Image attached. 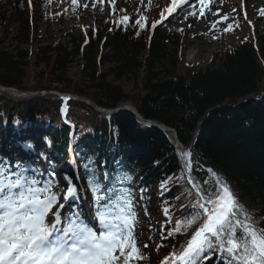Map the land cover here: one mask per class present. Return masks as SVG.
<instances>
[{
  "label": "trees",
  "instance_id": "1",
  "mask_svg": "<svg viewBox=\"0 0 264 264\" xmlns=\"http://www.w3.org/2000/svg\"><path fill=\"white\" fill-rule=\"evenodd\" d=\"M27 3V0H0L1 26L7 28L6 31L10 24L18 27L16 35L12 36L17 43L15 49H0L2 85L34 91H72L107 108L132 101L146 119L174 128L185 145L192 141L198 124L208 110L259 96L264 90L263 22L257 28L256 41L252 37L246 38L198 67L186 64L179 57L183 42L178 31L161 26L150 39L146 30L134 23L132 16L118 25L106 21L105 26L98 27L96 31L86 28L89 36L86 38L83 32L78 37H72L70 46L58 41L41 45L37 41L39 29L34 33L32 13L25 8ZM4 38L11 39L8 33L4 34ZM35 41V49L25 48ZM73 63L80 66L81 76L86 79L83 88L66 74ZM106 64L110 67L103 71ZM31 67L34 83L29 88L25 78ZM48 74L52 76L49 78ZM124 79L133 81L138 91L136 95L125 94L118 84ZM47 82L54 83L56 88L47 85ZM53 98L54 95L34 96L14 102L0 97V112L16 120L31 115L55 117L59 103ZM75 105L93 111L86 104ZM114 119L119 123L122 143L130 145L132 150L129 152H134L127 159L130 166L142 172L144 181L149 184L160 183L168 177L171 180V195L175 199L179 197L176 201H183L181 205L187 207L185 211H179L178 206L173 208L171 221L190 217L194 211L191 206L195 200L194 188L180 170L170 136L155 127L142 129L135 114L129 111ZM58 137L55 144L57 152L60 146L67 145L66 138ZM190 151L193 154L192 171L204 181L205 192L208 194L210 190H216L215 178L208 172L211 169L230 187L238 203L253 217L255 225L264 229V219L258 222L259 217H264V100L210 117ZM180 180H184L183 184H179ZM189 190L193 192L192 197L187 195ZM155 203L157 210L167 207L163 199L151 201L150 206ZM254 206L258 209L256 213ZM159 234L149 231L143 236L140 253L144 259L153 258L158 241L155 242V239L150 245V239ZM172 237L176 240V236ZM172 237L165 240L161 236L159 243L163 251L166 250L164 252L173 247ZM204 264L220 262L212 254Z\"/></svg>",
  "mask_w": 264,
  "mask_h": 264
},
{
  "label": "snow or ice",
  "instance_id": "2",
  "mask_svg": "<svg viewBox=\"0 0 264 264\" xmlns=\"http://www.w3.org/2000/svg\"><path fill=\"white\" fill-rule=\"evenodd\" d=\"M179 6L173 0L170 12ZM180 155L186 157L184 167L196 197L191 216L177 221L173 230L180 233L199 226L186 245L167 259L172 264H204L215 254L220 264H264V229L255 225L230 187L211 169L208 172L215 178L216 190L205 196L203 188L191 179L192 152L181 149ZM93 163L83 167L94 195L97 225L83 219L82 211L62 214L65 204L60 203V197L63 195L65 202L76 201V185L66 181L65 194L57 183L29 175L23 162L13 167L0 158V264H129L133 254L137 260L143 258L133 235L136 213L131 192L122 190L113 199L115 188H105L90 168ZM116 179L131 181V176ZM169 182L165 177L162 191L168 189ZM187 195L192 197L193 192L189 190ZM126 249L130 251L126 253Z\"/></svg>",
  "mask_w": 264,
  "mask_h": 264
},
{
  "label": "rangeland",
  "instance_id": "3",
  "mask_svg": "<svg viewBox=\"0 0 264 264\" xmlns=\"http://www.w3.org/2000/svg\"><path fill=\"white\" fill-rule=\"evenodd\" d=\"M168 3L169 0H30L25 8L33 14L34 33L38 28L39 38L37 41L41 45H50L56 41L69 45L72 37L82 35L86 28L95 30L100 26H105L104 21L108 18L117 17L122 10L126 11L127 14L134 15L137 20L142 16L147 19V23L167 22V26L178 29L184 39L179 57L186 64L198 67L206 65L215 56L219 57L225 49L236 46L243 39L250 36L253 27L260 25L264 19V14H262L264 13V0H248L249 7L242 0L229 2L224 0L217 6L216 0H208L204 14L188 17L181 15L180 20L177 22L171 19L167 20ZM118 22L120 23L121 20H118ZM6 30L7 28H3L0 24V49H15L17 43L12 40V36L16 35L18 27L16 24H10L8 31ZM5 33H8L11 39L4 38ZM33 36L35 37V34L32 35V38H34ZM37 41L31 42L25 48L35 49ZM109 67L110 65L106 64L102 70L106 71ZM33 72L32 67L28 68L25 83L29 88L33 87ZM66 74L68 78L79 84L80 88H83V84L85 86L86 79L81 76L80 66L77 63L71 64ZM48 76L50 78L52 75L48 74ZM47 83V85L56 88L54 83ZM118 84L126 95H136L138 92L133 81L124 79ZM4 93L3 97L9 100L17 102L23 100L18 94ZM95 113L101 115L103 111L97 112L96 110ZM122 140L120 141L121 145ZM123 147L127 148L126 146ZM110 151H113V149ZM3 157L8 158L9 156L3 155ZM57 169L60 175V167ZM59 188L61 187L59 186ZM62 200L63 195L60 197V203H62ZM253 210L255 213L258 212L255 206ZM155 224H157V221H155ZM155 257L156 254L154 253L153 259ZM153 259L147 264H158Z\"/></svg>",
  "mask_w": 264,
  "mask_h": 264
},
{
  "label": "water",
  "instance_id": "4",
  "mask_svg": "<svg viewBox=\"0 0 264 264\" xmlns=\"http://www.w3.org/2000/svg\"><path fill=\"white\" fill-rule=\"evenodd\" d=\"M1 89H2V90H8V91H15V92H17L18 94H22L17 88H0V90H1ZM30 95H32V94H31V93L23 94V96H30ZM244 103H245V102H244ZM242 104H243V103H242ZM242 104H240V105H242ZM227 107H230V106L224 105V106H220V107H217V108H214V109L210 110V111L205 115V118H204L203 122L200 124V127L203 126L204 122L206 121V119L208 118L209 115L214 114V113H216V112H218V111L224 110V109L227 108ZM127 108H128V107H127ZM129 108H130V109H134L133 107H129ZM164 129L171 130V131L175 132L174 129H171V128H168V127L164 128ZM175 133H176V132H175Z\"/></svg>",
  "mask_w": 264,
  "mask_h": 264
},
{
  "label": "bare ground",
  "instance_id": "5",
  "mask_svg": "<svg viewBox=\"0 0 264 264\" xmlns=\"http://www.w3.org/2000/svg\"><path fill=\"white\" fill-rule=\"evenodd\" d=\"M224 0H216V6H217V4H220L221 2H223ZM228 2L229 1H232V0H227ZM242 2H245L246 3V5H248V0H242ZM232 6V5H231ZM248 7H249V5H248ZM81 207H83L84 209L85 208H88V206L87 205H85V204H81Z\"/></svg>",
  "mask_w": 264,
  "mask_h": 264
}]
</instances>
